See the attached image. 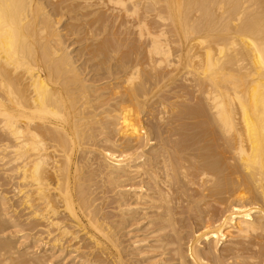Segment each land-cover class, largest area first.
Here are the masks:
<instances>
[{
  "label": "bare ground",
  "instance_id": "bare-ground-1",
  "mask_svg": "<svg viewBox=\"0 0 264 264\" xmlns=\"http://www.w3.org/2000/svg\"><path fill=\"white\" fill-rule=\"evenodd\" d=\"M0 172V264H264V0H0Z\"/></svg>",
  "mask_w": 264,
  "mask_h": 264
},
{
  "label": "rangeland",
  "instance_id": "rangeland-1",
  "mask_svg": "<svg viewBox=\"0 0 264 264\" xmlns=\"http://www.w3.org/2000/svg\"><path fill=\"white\" fill-rule=\"evenodd\" d=\"M1 173V172H0ZM0 176H2V175H0ZM1 179H3L2 177H0V184L2 183L4 186H5V184H6V186L5 187H7L8 185V187L6 188V189H3V188H5V187H2V186H0V187H2L0 190H4L3 191V193H7V196L8 197H10L9 198V203H12V201H13V203H14V199H13V191L11 190V188H13V186H12V182H9V183H11V184H7V182L3 179V181L1 180ZM11 186V188H9ZM8 189H10V190H8ZM11 193V194H10ZM13 199V200H12ZM11 201V202H10ZM8 210H10L9 211V213L8 214H12V207H10V209H8ZM12 211V212H11ZM11 212V213H10ZM10 219L11 218H9L8 220H7V222H8V225L9 224H11V221H10ZM11 227V229H13L14 228V231L13 230H7V231H5L4 233H1V235L2 234H4L5 236L7 235V237H5L4 235H2L4 238H7V240L9 239V240H11L13 243H16V242H18V244L20 245V247H19V250L21 251L23 248H24V246L26 245V244H29L30 243V238L29 239H27L28 237V235L26 234L27 233V230H20V229H17L18 227H12V226H10ZM9 227V228H10ZM17 230H16V229ZM13 231V232H12ZM23 231V232H22ZM6 232H7V234H6ZM11 234V235H10ZM16 235V236H15ZM21 235V236H20ZM17 237V238H16ZM12 238V239H11ZM22 240V241H21ZM16 241V242H15Z\"/></svg>",
  "mask_w": 264,
  "mask_h": 264
}]
</instances>
